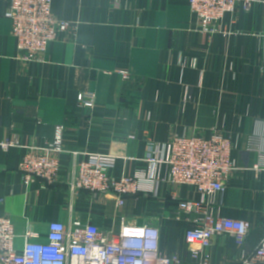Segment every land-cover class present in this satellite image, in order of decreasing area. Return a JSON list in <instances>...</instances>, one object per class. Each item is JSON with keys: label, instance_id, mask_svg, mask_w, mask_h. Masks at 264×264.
I'll return each instance as SVG.
<instances>
[{"label": "crops", "instance_id": "obj_1", "mask_svg": "<svg viewBox=\"0 0 264 264\" xmlns=\"http://www.w3.org/2000/svg\"><path fill=\"white\" fill-rule=\"evenodd\" d=\"M249 1L248 10L238 3L219 21V32L207 34L189 0H53V14L77 28L51 42L42 61L23 62L5 16L9 0H0V215L11 218L18 250L31 225L40 241L54 221L118 231L127 216L130 224L161 229L164 255L195 264L185 232L197 216L176 214L180 201L201 199L194 188L165 181L157 196H128L119 206L111 194L75 196L69 183L83 152L116 155L111 173L130 176L150 170L143 161L148 141L207 138L219 130L231 138L240 170L209 210L250 221L252 233L240 247L229 235L215 236L209 251L212 264H244L264 236V170L255 168L260 153L250 148L256 135L264 150V0ZM86 92L96 101L85 111L78 95ZM58 125L65 126L67 150L59 181L26 185L21 160L29 146L51 143ZM158 173L169 178L166 167Z\"/></svg>", "mask_w": 264, "mask_h": 264}, {"label": "built area", "instance_id": "obj_2", "mask_svg": "<svg viewBox=\"0 0 264 264\" xmlns=\"http://www.w3.org/2000/svg\"><path fill=\"white\" fill-rule=\"evenodd\" d=\"M53 0H9L5 16L11 19L12 33L17 42L18 60L42 61L49 44L61 33H73L77 24L58 19L52 12ZM251 7L249 0H189L197 19L199 31L207 34L219 32V21L226 13L235 12L238 3ZM125 79L129 73L122 71ZM78 106L87 110L94 107L93 92L80 93ZM65 126L55 128L54 140L44 146L31 145L20 162L19 170L24 183L30 185L42 180L48 185L60 179L61 154L67 152L63 144ZM260 139L250 138V148L259 151L260 161L255 165L264 170V150ZM4 149L13 143H2ZM233 144L229 136L214 130L209 137L173 135L162 144L147 143L144 162L150 170H138L133 175L115 177L111 172L117 157L111 153L83 152V159L75 165L70 190L77 196L80 191L115 195L119 206L125 198L140 194L157 196L161 183L187 185L194 188L200 200L184 199L176 211L196 215L186 229L185 241L189 245L190 258L195 264H212L210 247L215 236L229 235L236 245L243 246L252 230V223L244 219H232L215 215L209 210L214 195L224 194L232 174L240 170L232 158ZM75 155L80 152L73 151ZM159 167H166L169 178L161 179ZM209 199V200H208ZM160 230L144 224H130L122 216L118 231L104 230L92 223L73 219L69 224L60 221L49 223L43 240L32 225L23 234L22 250L16 247L14 224L10 217L0 215V264H182L179 255H164L160 250ZM244 264H264V236Z\"/></svg>", "mask_w": 264, "mask_h": 264}]
</instances>
